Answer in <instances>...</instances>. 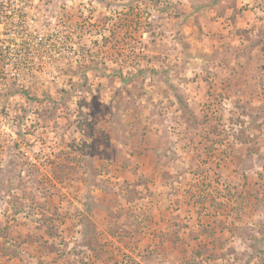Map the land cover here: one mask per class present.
<instances>
[{
    "label": "rangeland",
    "instance_id": "1",
    "mask_svg": "<svg viewBox=\"0 0 264 264\" xmlns=\"http://www.w3.org/2000/svg\"><path fill=\"white\" fill-rule=\"evenodd\" d=\"M31 11L58 57L0 121V264H264V0Z\"/></svg>",
    "mask_w": 264,
    "mask_h": 264
},
{
    "label": "built area",
    "instance_id": "2",
    "mask_svg": "<svg viewBox=\"0 0 264 264\" xmlns=\"http://www.w3.org/2000/svg\"><path fill=\"white\" fill-rule=\"evenodd\" d=\"M37 2L0 0V121L8 109L11 86L21 91L26 82L22 77L29 71L35 73L52 67L53 58L58 57L53 35L42 33L41 23L31 11ZM3 127L0 123V128Z\"/></svg>",
    "mask_w": 264,
    "mask_h": 264
}]
</instances>
